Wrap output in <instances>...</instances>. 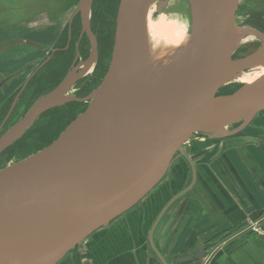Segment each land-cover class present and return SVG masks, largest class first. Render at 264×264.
<instances>
[{
    "label": "water",
    "instance_id": "water-1",
    "mask_svg": "<svg viewBox=\"0 0 264 264\" xmlns=\"http://www.w3.org/2000/svg\"><path fill=\"white\" fill-rule=\"evenodd\" d=\"M93 1L82 0L78 12L96 55L89 18ZM167 1H156L159 13ZM145 3L120 0L110 65L86 99V110L51 145L0 170V264H59L139 205L183 157L191 168L190 183L161 211L149 234L155 255L150 264H167L155 246V230L190 194L197 176L183 146L195 135L220 142L242 136L264 114V75L235 93L218 95L241 73L264 68V34L253 28L240 30L261 48L233 59L239 0H191L190 46L174 68L155 80L145 76ZM72 83L36 102L0 138V155L57 106L52 98ZM207 254L201 244L173 264H202Z\"/></svg>",
    "mask_w": 264,
    "mask_h": 264
},
{
    "label": "crops",
    "instance_id": "crops-1",
    "mask_svg": "<svg viewBox=\"0 0 264 264\" xmlns=\"http://www.w3.org/2000/svg\"><path fill=\"white\" fill-rule=\"evenodd\" d=\"M14 89L11 88L6 93ZM253 133H260V140L253 142ZM263 134L264 127L255 126L242 136L227 139L233 143L226 150L231 161L230 167L237 169L243 185L236 183L232 172L227 175L217 171L213 173V169L206 167V164L202 166L203 160L196 162L193 159L197 176L192 191L166 213L155 230V246L166 261L172 262L176 258L188 256L199 245L215 241L214 249L211 250L215 252L211 264H264V188L261 184L262 172L264 174ZM234 140L238 142L234 143ZM224 161L228 167L226 156ZM239 164L245 169L240 168ZM180 165L181 162L177 166ZM230 167L228 171H231ZM182 170L186 173L185 164ZM179 173H171V179L175 176L178 179L169 180V183L162 185L155 192L157 194L150 197L145 206H141L143 211L146 207L149 212L150 218L146 225L142 223L143 217L139 214L128 222L135 225L134 229L120 221L124 223L113 226V234L117 240L107 242V232L100 239L97 238L89 249H93V254L98 253L99 256L95 259L87 256L86 262L150 264L153 257L146 237L164 210V202L176 193L179 186V190H183L190 183L187 179V183L177 185L182 180ZM185 179L183 180L186 181ZM166 185L169 186L168 189ZM241 186L248 191L242 190ZM175 188L177 189L172 194ZM128 232L132 236V243L124 242ZM224 235H227L225 239ZM157 264L162 263L159 261Z\"/></svg>",
    "mask_w": 264,
    "mask_h": 264
},
{
    "label": "rangeland",
    "instance_id": "rangeland-1",
    "mask_svg": "<svg viewBox=\"0 0 264 264\" xmlns=\"http://www.w3.org/2000/svg\"><path fill=\"white\" fill-rule=\"evenodd\" d=\"M99 4H100V0H99ZM67 8L68 6L64 4L63 2L54 4L53 2H50L49 0H0V80H2L7 74L11 75L14 72L19 71L22 73V76L19 77L20 83L15 84L14 82L12 85V88H16L17 86H19L20 84L24 82L23 80L25 78H28L33 73L35 68L42 61H44L46 58L49 57L48 55L51 54L54 48V43L58 42L64 33V31L62 30L64 29V26L66 25L67 19L70 15L66 17V20L64 22H63V19H61L59 16H61L67 10ZM99 8L100 7L98 6V3H97V8H96L97 14L98 12H100ZM52 9L57 11L56 14L53 15L52 20L40 19V20L28 21L25 19L26 17H31L32 14L34 13L45 14L49 11L53 12ZM105 14H108V13H105ZM147 15H148V25H150L149 37H159L160 35H163V33L168 32L169 30L172 31L173 29L172 23L169 22V20L167 21V20L160 18L156 14L154 7H152L149 10ZM255 17H257V19L259 20H256ZM235 19H236L235 22H236L237 28L239 29L253 28L254 30L260 31L261 33L264 34V0H239L238 10L236 12ZM107 21H108L107 24L109 25V29H110V38L109 39L107 38V41L110 40L112 43L114 20L112 17L107 16ZM258 26L262 27L263 30H261V28H259ZM56 39L57 41L55 42ZM251 41H252L251 43L254 44L253 45L254 47L256 44L254 43L253 40ZM104 42L105 41L103 39V44ZM109 45L111 44L107 43L106 46H109ZM245 48H248V50H244ZM88 49H89V43H87V51ZM249 50H250V47L237 48V52L233 56V59L236 60V59L243 58L244 56L249 55L250 53ZM109 52L110 51H108V49H105V51L102 50L100 54L101 57H100L99 65L96 67L93 74L91 73L93 76L90 75L91 77H88L87 84L90 85V89L91 88L94 89L97 86L99 87V85L101 84L109 68L108 67L110 64V59H109L110 53ZM66 57L67 56L65 55L57 53V56L54 58L52 64L47 66L45 69L41 70V72L38 75L37 80L35 81V83L39 82L40 84L39 85L34 84L32 85V87H29L27 89L25 93L26 95L25 97H23L24 100L19 101V104H22L23 107L21 106L18 112H13L11 118L7 121L8 123L7 126H12L13 124L15 125L18 121H20L22 117L25 116V113H27L28 110L26 109L31 105H32L31 107H33L34 104L38 101V98L40 95L45 94V92H47L48 90L50 91V89H52V87H54V85H56L59 82L60 77H62L64 74L63 73L64 65L67 62ZM56 73H59L60 77L57 76ZM245 73H248V71H246ZM232 84H238L239 86L243 85L242 83H236V82H232ZM232 84H229L225 87H228ZM3 94H4V97H1V98H5L7 96V94H5L4 92ZM218 95H223V91ZM12 102L13 101H11L10 103L12 104ZM87 103L89 104V102ZM82 109L84 110L85 106H83ZM15 110H17V108ZM6 113L8 112H6L5 110L3 114H6ZM79 113L77 115H79ZM3 118L4 116L0 118V121L3 120ZM40 120L38 122H40ZM255 126H260L262 128L264 127V114H262L258 118V121L251 127L255 128ZM40 127H42L41 124L37 125V128L40 129ZM259 135L261 134L253 133L254 139H252V141L256 142L260 140L258 138ZM238 140H234L235 141L234 143H237ZM231 144L233 143H231L230 140L220 142V141H215V140L208 139L205 137L203 138V136L195 135L192 139H190L183 146V148L186 150L185 153L189 156L192 162H193V159L196 162L203 160L204 163L202 164V166L206 164V167L213 169L211 170V172L213 173L217 171L220 174L227 175L229 172H232L236 183H238L239 185H243L241 176L239 175L237 169L230 167L231 165V161L229 160L230 157L226 154L227 146ZM26 146L27 147L25 148L28 149L27 143H26ZM22 149H24V147L21 145L19 149L16 151V153H23ZM8 154H10V151H8ZM8 154H5L1 157L0 170L6 168L7 166H11L15 164V161L10 164L7 162V159H5V157L6 155L8 156ZM27 155H29V153ZM225 156H226V162L228 164V167L226 163H224ZM17 161L18 162L22 161V159L21 158L17 159ZM177 162H181L182 165L177 167L176 166L177 164H174L171 170L169 171V175L166 176L164 181L157 188H155L151 192V194L148 195L139 205H137L134 209L130 210L129 212H127L120 218L110 223L109 225L103 227L99 231L92 234L83 243L78 245L74 251L68 254L65 257V259L62 262H60V264H88V262H86L87 256L91 257L92 259H95L96 256H99L98 253L93 254V249H89L91 248V245L93 244V242H95L97 238L100 239L106 232L108 235L107 242L116 241L117 237L115 236V234H113V226L125 222L130 226V229H134L135 225L129 224L128 222L131 221L135 217L136 214L142 215L143 217L142 223L146 225V223H148V220L150 218L149 212L146 207H144V211H143L141 206H145V204L149 201L150 197L156 195L157 193L155 192H157L162 185L169 183L168 182L169 180L178 179L177 176L171 179V173L175 174V172L177 173L180 172L179 174L182 177L181 178L182 180L181 182H177V185H180V183L181 184H184L185 182L187 183V179L189 178V175H191V169L188 163H186L187 161L183 157H181V159ZM184 164H185L184 171L186 173H184L182 170V167L184 166ZM239 166L240 168L245 169V167L242 164H239ZM220 167H223V169H221ZM229 167L231 171H228ZM261 177H262L261 184L264 188L263 172H262ZM183 179H185L186 181H184ZM168 188L169 186L166 185V189ZM180 188L181 186H179L178 189L175 188L172 191V194L176 191V189L177 191L173 195L179 194L180 192L178 193V191H180L179 190ZM241 189L244 191H248V189H246V187L243 188V186H241ZM120 221H124V222H120ZM118 239H120V237H118ZM128 241L132 243V236L129 234V232H128V235L124 239L125 243H128ZM211 253L213 254V256L215 255L214 251L213 252L211 251ZM193 262H194L193 264L197 263V261H193Z\"/></svg>",
    "mask_w": 264,
    "mask_h": 264
},
{
    "label": "flooded vegetation",
    "instance_id": "flooded-vegetation-1",
    "mask_svg": "<svg viewBox=\"0 0 264 264\" xmlns=\"http://www.w3.org/2000/svg\"><path fill=\"white\" fill-rule=\"evenodd\" d=\"M50 2H53L54 4H57L59 2H63L68 6L67 10L59 16L61 19H63V22L66 20V17L70 15L67 19L66 25L64 26V31L62 37L58 42L57 39L55 40L56 43H54V48L51 52L49 57L46 58L44 61H42L33 71V73L28 77L25 78L22 84L17 86L14 90H12L10 93H6L7 90H10L12 88L13 83H20L19 77L22 76L21 72H14L13 74L5 75V77L0 80V118L4 116L3 120L0 122V137L5 134L12 126H7V122L2 126L4 123L5 119L7 116L10 114L8 120L11 118L13 112H18L21 108L23 107L22 104H19V101H23L25 97V93L29 87H32L34 84H40L39 82L35 81L38 78L39 73L41 72L42 69H45L47 66L52 64L54 58L58 54H62L67 56V62L64 65V70H63V76L60 77L59 73H56L57 76L60 77L59 82L50 89L45 94L40 95L38 98V101L44 97H46L50 92L54 91L56 88L61 86L62 84L71 83L73 84L71 87H69L66 90V101L63 103L55 106L54 108L46 111L34 124V126L21 138L19 139L16 143H14L11 147H9L6 151H4L0 155V159L3 155L8 154V151H10V154L8 156L6 155L5 159H7V162L15 163L17 159H22V161L39 151L45 149L49 145H51L53 142H55L61 133L79 116L82 112H84L88 106V103L86 99L92 94L94 90L97 89H90V85L87 84V79L88 77L93 76V72L96 69V67L100 63V54L102 50L105 51V49H108L110 51L109 53V59L111 58V53H112V46H113V41H107V43L111 44L109 46H106L107 43L104 42L103 44V39H104V30L106 29V38H110V29L109 25L107 24V16H110L113 18L114 23L116 20V15H117V10L118 6L120 3V0H113L112 2L108 5L104 4V7H100V12L99 15L96 13V8H97V3L99 0H94L92 4V9H91V31L93 35L95 36L96 43H97V51H96V60L94 64L91 66L92 62L94 61V56L93 54V44L90 36L86 33V30L84 29L83 22H82V15L80 12H78V9L82 3V0H49ZM72 6V7H71ZM71 7V8H70ZM109 10V11H107ZM53 12H47L45 14H32L31 17H26L25 19L28 21H34V20H52L53 15L56 14L57 11L52 9ZM70 11V12H69ZM108 13V14H105ZM101 17L102 24H98V17ZM256 20L257 17H255ZM59 20V19H58ZM257 22V21H256ZM115 26V25H114ZM259 27V26H258ZM262 30V27H259ZM113 38V34H112ZM89 43V53L87 51V43ZM103 46V48H102ZM105 47V49H104ZM258 49V48H257ZM245 57V56H244ZM240 59V58H239ZM111 60V59H110ZM110 65V64H109ZM109 67V66H108ZM58 72V71H56ZM92 73V74H91ZM107 73V72H106ZM89 74V75H88ZM91 75V76H90ZM30 79V80H29ZM29 80V81H28ZM28 81V82H27ZM26 88H24V85L26 84ZM86 82V83H85ZM69 85V86H70ZM75 90V92H74ZM7 94L5 98L4 94ZM221 91L218 93L220 94ZM227 95V94H226ZM219 96H225L219 95ZM11 101L12 104L10 103ZM16 101V106H14V102ZM37 101V102H38ZM10 105V106H9ZM32 106V105H31ZM31 106H29L26 110H30ZM83 106H85V109L83 110ZM17 108V110H15ZM6 110V114H3V112ZM27 111V112H28ZM82 111V112H81ZM80 112V113H79ZM79 113V115H77ZM26 114V113H25ZM24 117V116H23ZM22 117V118H23ZM50 118V119H49ZM41 119V120H40ZM7 120V121H8ZM40 120V122H38ZM43 120V121H42ZM42 121V122H41ZM41 124L42 127L37 128V125ZM38 136V137H37ZM37 137V138H36ZM31 142V143H29ZM26 143L28 145V149L25 148ZM23 146L24 149H22L23 153H16V151L19 149L20 146ZM37 148V149H35ZM34 151V152H32ZM183 151L186 152V150L183 148ZM29 153V155H27ZM27 156V157H26ZM14 159V160H13ZM20 162V161H19ZM189 165V164H188ZM190 167V166H189ZM181 193L182 190L178 191V193ZM179 193V194H180ZM178 195V194H177ZM176 195L170 196L169 200L165 203L164 206L166 207L170 201L173 199H176ZM179 201V200H178ZM225 239L227 235L223 236ZM147 241V246L149 249V252L151 256L154 258V252L152 250V245L150 243L149 236L146 237ZM215 241L206 243V249H207V256L203 259V263L208 261L206 264H211L213 261V254L210 253L212 249H214L215 246ZM212 256V257H211ZM159 262V260H158ZM157 262V263H158ZM167 264H173L172 262L166 261ZM202 263V264H203Z\"/></svg>",
    "mask_w": 264,
    "mask_h": 264
},
{
    "label": "bare ground",
    "instance_id": "bare-ground-1",
    "mask_svg": "<svg viewBox=\"0 0 264 264\" xmlns=\"http://www.w3.org/2000/svg\"><path fill=\"white\" fill-rule=\"evenodd\" d=\"M156 1L157 0H146L144 8V30L147 46L145 76L149 80L162 78L166 73H168L172 68H174L178 64V62L182 59L184 53L190 46V37L192 35L193 4L191 3V0H168L166 6L164 7L161 13H159L157 10L158 2ZM152 7H154L156 14L160 18L167 21L169 20V22L172 23V31L169 30L168 32L163 33V35H160L159 37H149L150 25H148L147 13ZM89 18L91 19L90 14ZM236 33V50L237 48L241 47H250V55L253 53V51L255 52L257 48H261V45H258L259 43L257 42V40H255V38H253V36L244 34L239 28L237 29ZM251 40L254 41L256 47H253L254 44L251 43ZM93 60L94 61L92 62L91 66L96 60V55L94 56ZM263 75V67H252L250 70H248V73L243 72L238 75L233 80V82L251 84ZM67 84L68 86L70 85L69 83H66L65 85L67 86ZM66 90L57 94V99L52 98V100L58 105L66 101ZM5 134H3L1 137H3ZM177 196H179V194L175 197Z\"/></svg>",
    "mask_w": 264,
    "mask_h": 264
},
{
    "label": "trees",
    "instance_id": "trees-1",
    "mask_svg": "<svg viewBox=\"0 0 264 264\" xmlns=\"http://www.w3.org/2000/svg\"><path fill=\"white\" fill-rule=\"evenodd\" d=\"M105 2V5H108L109 3H110V1L112 2L113 0H100V4H99V1H98V6L99 7H101L102 6V8L104 7V4H102V3H104ZM100 9V8H99ZM98 15H99V12H98ZM261 20V19H260ZM98 24H102V21H101V17L99 16L98 17V22H97V25ZM263 30V29H262ZM105 32H104V41H105V43H107V38H106V29L104 30ZM244 50H248V48H245ZM243 50V51H244ZM242 86H239L238 84H232V85H230V86H228V87H225L223 90H221V92L223 91V94H227V95H230V94H232V93H235L237 90H239L240 88H241Z\"/></svg>",
    "mask_w": 264,
    "mask_h": 264
}]
</instances>
